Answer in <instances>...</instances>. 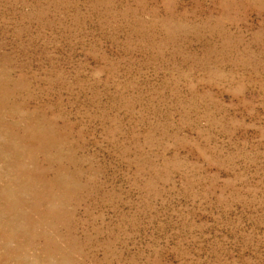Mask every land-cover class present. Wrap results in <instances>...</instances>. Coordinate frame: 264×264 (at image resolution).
<instances>
[{
    "label": "rangeland",
    "instance_id": "374dc122",
    "mask_svg": "<svg viewBox=\"0 0 264 264\" xmlns=\"http://www.w3.org/2000/svg\"><path fill=\"white\" fill-rule=\"evenodd\" d=\"M0 264H264V0H0Z\"/></svg>",
    "mask_w": 264,
    "mask_h": 264
}]
</instances>
